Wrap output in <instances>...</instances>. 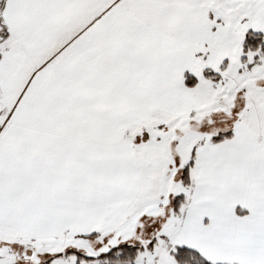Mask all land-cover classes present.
Masks as SVG:
<instances>
[{"label": "snow or ice", "instance_id": "obj_1", "mask_svg": "<svg viewBox=\"0 0 264 264\" xmlns=\"http://www.w3.org/2000/svg\"><path fill=\"white\" fill-rule=\"evenodd\" d=\"M0 264H264V0H0Z\"/></svg>", "mask_w": 264, "mask_h": 264}]
</instances>
